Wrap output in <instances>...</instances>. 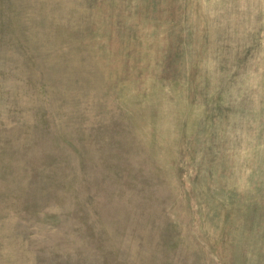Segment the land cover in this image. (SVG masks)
Returning <instances> with one entry per match:
<instances>
[{
    "label": "rangeland",
    "instance_id": "374dc122",
    "mask_svg": "<svg viewBox=\"0 0 264 264\" xmlns=\"http://www.w3.org/2000/svg\"><path fill=\"white\" fill-rule=\"evenodd\" d=\"M0 264H264V0H0Z\"/></svg>",
    "mask_w": 264,
    "mask_h": 264
}]
</instances>
